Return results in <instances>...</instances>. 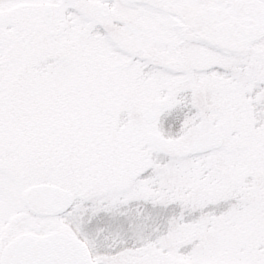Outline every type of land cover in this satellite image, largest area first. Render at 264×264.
<instances>
[{"label":"snow or ice","instance_id":"obj_1","mask_svg":"<svg viewBox=\"0 0 264 264\" xmlns=\"http://www.w3.org/2000/svg\"><path fill=\"white\" fill-rule=\"evenodd\" d=\"M0 264H264V0H0Z\"/></svg>","mask_w":264,"mask_h":264}]
</instances>
